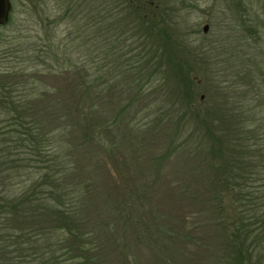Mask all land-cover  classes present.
<instances>
[{"label":"rangeland","instance_id":"1","mask_svg":"<svg viewBox=\"0 0 264 264\" xmlns=\"http://www.w3.org/2000/svg\"><path fill=\"white\" fill-rule=\"evenodd\" d=\"M245 1L250 2L247 15L254 32L244 31L248 48H240L242 43L234 50L240 49L238 56L247 52L251 57L247 60L248 70L242 71L244 65L240 63L239 74L217 66L213 59H209L210 64L192 63L200 57L195 53L199 44L216 40L214 34H231L238 40L243 32L241 11L226 0H149L142 7L135 3L134 10H140L137 14L143 20L133 17L132 22H140L139 34L143 37L139 39L134 33L132 37L127 34L126 40L121 39V49H131L128 54L133 62L131 67L123 69L120 61H113L110 54L101 62L98 59L97 73L114 75L115 79L104 83L102 95H93V103L99 108L92 120L80 118L77 112L78 106L84 105L79 95L83 88L78 85L75 72L78 69L46 71L38 65L32 71L38 69L32 78L35 93L30 106L40 122L48 127L72 121L79 124L68 138L69 152L78 173L90 178L87 223L84 222L97 245V264H215L212 258L218 251L219 237L205 227L207 217L202 212L201 200L193 196L195 188L212 186L215 180L208 177L207 150L191 153L197 139L190 136L193 127L190 114L194 108L207 111L222 105L221 90L227 89L229 104L225 101L224 106L239 112L238 106L242 104L241 109L257 112L258 121L264 125V0ZM10 2V21L0 25V72L21 66L22 54L15 51L16 45L37 36L46 39L56 34V40L62 42L59 59L65 55L76 58L77 42L69 41L74 24L81 23L77 21L75 3L70 6L68 0ZM69 6L71 10L65 14ZM89 7L85 5L88 13ZM84 14L81 16L85 17ZM57 15L64 18L57 25L51 24ZM205 24L206 32L202 30ZM228 28L229 31L225 30ZM160 33L165 41V36H169L170 60L188 59L192 65L189 74L195 81L196 92L192 107L170 92L172 82L168 88L161 79L156 64ZM162 48L166 55V47ZM206 50H203L205 58L226 57L222 52L211 54L208 45ZM91 65L95 69V64ZM120 70L132 78L138 71L148 77L136 80L139 84L130 88L124 84ZM185 73L187 70L182 71ZM205 117L210 120L208 114ZM54 132L59 133L58 129ZM205 132L206 129L202 143L209 146Z\"/></svg>","mask_w":264,"mask_h":264},{"label":"trees","instance_id":"2","mask_svg":"<svg viewBox=\"0 0 264 264\" xmlns=\"http://www.w3.org/2000/svg\"><path fill=\"white\" fill-rule=\"evenodd\" d=\"M133 1L68 0L70 6L76 4L77 21L81 22L74 24L73 37L69 39L77 42L75 49L79 56L71 59L63 54L67 58L59 59L62 42L56 40V34H50L46 39L37 36L16 45L15 51L22 54L21 66L0 72V264H97L99 261L97 245L91 240V230L85 224L90 178L78 173L75 159L69 152L68 138L79 124L72 121L48 127L40 122L30 106L31 96L35 93L32 78L38 69L32 71L38 65L46 71L78 69L75 72L78 85L83 88L79 95L84 99V105L78 106L77 112L80 118L92 120L99 108L93 103V95H102L104 83L110 78L115 79L114 75L97 73L98 59L101 62L105 55H111L113 61H120L123 69L131 67L133 62L128 56L131 49L123 51L121 39L126 40L127 34L132 37L134 33L139 39L143 37L139 34L140 22H132L133 17L143 20L137 14L140 10L135 12L133 5L138 2L142 7L148 5L149 0ZM226 1L241 11L243 32L238 40L231 34H214L216 40L199 44L195 53L200 57L192 63L210 64L209 59H213L217 66L239 74L240 63L244 65L242 71L248 70L247 60L251 59L247 52L238 56L239 48L234 51L242 43L240 48L249 47L244 31L254 32L247 15L250 2ZM88 4L89 13L85 11ZM70 6L65 14L71 10ZM63 18L57 15L50 22L57 25ZM165 38L166 41L160 33L156 64L161 79L168 88L172 82L170 92L192 107L196 96L195 81L189 74L192 65L188 59L182 62L179 57L174 60L172 57L170 60L172 49L167 51V47L171 42L169 36ZM207 45L211 54H225L224 60H216L218 57L211 58L210 55L205 58L203 50L207 51ZM229 54L231 56H227ZM91 63L95 64L93 70ZM183 70H187L186 75L182 74ZM120 71L124 84L130 88L139 84L136 80L148 77L147 73L138 71L132 78L125 70ZM227 93V89L221 90L223 103L212 110L194 108L190 114L189 107L193 124L190 136L197 139L191 153L196 155L207 150V157L210 156L208 177L215 180L212 186L195 188L193 196L201 200L202 212L207 217L205 227L219 237L218 251L212 258L214 263L261 264L264 263V125L258 121L257 112L249 111L247 107L241 109L242 104L238 106L239 112L224 106L225 101L229 104ZM56 129L58 134L54 132ZM204 129L210 140L209 146L202 143Z\"/></svg>","mask_w":264,"mask_h":264},{"label":"water","instance_id":"3","mask_svg":"<svg viewBox=\"0 0 264 264\" xmlns=\"http://www.w3.org/2000/svg\"><path fill=\"white\" fill-rule=\"evenodd\" d=\"M10 11H11L10 0H0V25H3L7 22ZM202 30L206 32L208 30V26L205 24L202 27Z\"/></svg>","mask_w":264,"mask_h":264}]
</instances>
